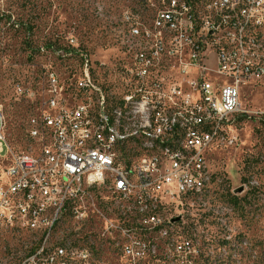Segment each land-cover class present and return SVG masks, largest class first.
Segmentation results:
<instances>
[{
    "label": "built area",
    "instance_id": "2783aa9c",
    "mask_svg": "<svg viewBox=\"0 0 264 264\" xmlns=\"http://www.w3.org/2000/svg\"><path fill=\"white\" fill-rule=\"evenodd\" d=\"M123 16L122 29L131 25L150 50L119 43L115 80H99L105 65L95 67L74 36L65 48L40 47L78 66L66 65L65 78L47 74L28 120L30 150L10 144L0 106V233L25 221L31 243L28 256L4 253L6 264H94L103 243L130 264H196L192 240L177 239L181 211L173 208L211 191L206 152L225 121L249 113L242 89L264 79V0H161L151 19ZM212 54L214 69L206 64ZM135 122L141 132H132ZM90 206L103 217L99 230L80 240L72 229L59 232L67 217L88 218Z\"/></svg>",
    "mask_w": 264,
    "mask_h": 264
},
{
    "label": "rangeland",
    "instance_id": "374dc122",
    "mask_svg": "<svg viewBox=\"0 0 264 264\" xmlns=\"http://www.w3.org/2000/svg\"><path fill=\"white\" fill-rule=\"evenodd\" d=\"M161 0H0V106L6 116L10 144L16 151H28V120L43 96L46 77L54 71L65 78L77 59L66 64L42 54L40 47H67L74 36L89 49L99 80L116 79L123 63L118 34L126 12L141 21L151 19ZM119 22V24H117ZM215 68L216 57L206 62ZM105 73V74H104ZM18 87L24 92L20 94ZM242 107L222 125L220 134L206 152L213 173L212 188L202 200H185L174 213L179 237L192 240L197 249L196 264H264V79L242 89ZM95 193V192H94ZM95 193L94 195H96ZM106 193H100L102 199ZM96 197V196H95ZM96 201V199H95ZM99 209H103L96 201ZM85 220L67 217L63 229L77 231L80 240L99 230L103 220L90 206ZM105 209V208H104ZM104 214V213H103ZM181 239V238H180ZM29 235L23 231L0 233V259L11 248L25 251ZM98 244V241H97ZM94 264H130L103 243ZM156 264H187L191 259H147Z\"/></svg>",
    "mask_w": 264,
    "mask_h": 264
},
{
    "label": "bare ground",
    "instance_id": "6f19581e",
    "mask_svg": "<svg viewBox=\"0 0 264 264\" xmlns=\"http://www.w3.org/2000/svg\"><path fill=\"white\" fill-rule=\"evenodd\" d=\"M122 24H126V17L122 20ZM118 37L121 43L133 50H150V42L145 38H141L139 32H134L131 25H124L122 31H119ZM140 99H147V92H140ZM105 119H113L112 109H104ZM143 130V122L132 123V132H141ZM18 231L25 232V221H18ZM25 251H21V256H28L31 251V243H24ZM0 264H6V259H0ZM69 264H77V258H69Z\"/></svg>",
    "mask_w": 264,
    "mask_h": 264
},
{
    "label": "water",
    "instance_id": "95a60500",
    "mask_svg": "<svg viewBox=\"0 0 264 264\" xmlns=\"http://www.w3.org/2000/svg\"><path fill=\"white\" fill-rule=\"evenodd\" d=\"M179 220H180V217H177V218L174 219L175 222L179 221Z\"/></svg>",
    "mask_w": 264,
    "mask_h": 264
}]
</instances>
